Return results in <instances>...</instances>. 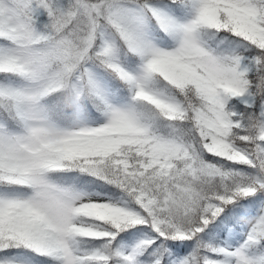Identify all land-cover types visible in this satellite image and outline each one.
Returning a JSON list of instances; mask_svg holds the SVG:
<instances>
[{
	"label": "snow or ice",
	"instance_id": "1",
	"mask_svg": "<svg viewBox=\"0 0 264 264\" xmlns=\"http://www.w3.org/2000/svg\"><path fill=\"white\" fill-rule=\"evenodd\" d=\"M0 264H264V0H0Z\"/></svg>",
	"mask_w": 264,
	"mask_h": 264
}]
</instances>
